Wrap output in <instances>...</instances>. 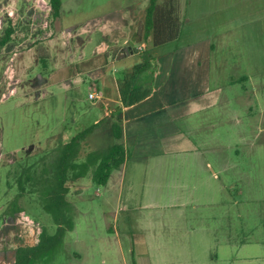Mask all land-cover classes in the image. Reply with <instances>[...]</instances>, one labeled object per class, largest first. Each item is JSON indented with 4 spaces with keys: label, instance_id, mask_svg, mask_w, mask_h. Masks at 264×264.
<instances>
[{
    "label": "rangeland",
    "instance_id": "374dc122",
    "mask_svg": "<svg viewBox=\"0 0 264 264\" xmlns=\"http://www.w3.org/2000/svg\"><path fill=\"white\" fill-rule=\"evenodd\" d=\"M147 2L62 0L54 18L49 0H0V37L11 21L14 25L12 40L0 49V264H12L16 256V264H204L206 244L195 254L190 248L185 256L176 253L174 241L186 228L185 217L187 231L209 234L217 221L207 215L217 209L188 205L183 215L152 202L171 204L180 194H205L222 184L229 193L232 235L243 223L264 235V0H179L175 39L148 43L144 52L126 59L91 53L100 37L90 34L93 19ZM202 39L213 44L212 97L208 104L192 103L195 110L180 120L200 151L166 155L172 164L156 175L151 172L155 167L129 162L122 198L111 192L118 193L120 185H98L90 170L71 184L61 206L54 205L45 179L48 168L59 144L104 111V86L116 92L115 78L127 65L147 59L152 67L158 54ZM99 64L104 78L95 80L90 69ZM90 92L96 97L91 99ZM113 141L108 126L102 128L84 142L79 160ZM178 158L224 160L227 166L219 179L210 181L201 166L192 173L187 166L179 174ZM214 168L220 170V165ZM155 180L161 185L157 194L149 191ZM183 186L187 188L180 193ZM217 233L222 240L223 230Z\"/></svg>",
    "mask_w": 264,
    "mask_h": 264
},
{
    "label": "crops",
    "instance_id": "0c3cea01",
    "mask_svg": "<svg viewBox=\"0 0 264 264\" xmlns=\"http://www.w3.org/2000/svg\"><path fill=\"white\" fill-rule=\"evenodd\" d=\"M165 1L171 0H160L159 4L163 5ZM172 1L170 4L177 7L180 6L179 0ZM146 6L147 3L138 6L133 4L126 8H117L106 12L93 19V30L90 34L93 35L97 32L100 37L91 53L98 56L102 54L103 56L108 55V58L111 57L115 60L117 58L126 59L133 54L144 52L148 44L145 41L139 42L137 33L143 31L141 24H143L145 18ZM82 28L87 29L88 27ZM88 34L84 36L86 37ZM91 35L85 44H81V48L83 46L82 49L91 41ZM212 46L213 44L209 39H202L184 47L158 54L157 62H154L151 67L154 74L151 71H147L138 76L137 83H143L154 77V87L151 95L146 99L137 104L123 107L124 145L128 152V157L121 168L112 172L106 184L111 188L120 185L118 193L111 190V192L116 193L114 196H121L122 198L129 162H133L134 165L147 164L148 167H155L151 172L156 175L157 173H162L160 167L163 168L172 164V160L166 158V155L178 151L197 154L200 151L201 146L198 147L187 135L190 128L185 130L180 125V120L186 117L189 112L195 110L191 106L192 103L206 102L208 104L209 98L211 99L212 97L210 87V54ZM134 65H127L125 71L115 78L114 86L116 92L113 90L112 93V90L108 88L110 85L106 84L107 86H104L103 93L100 94V101L105 106L104 111L96 117L94 122H97L121 105L118 81ZM101 66L102 64H99L95 71L90 69V72L94 74L93 78L95 80L103 77L99 71V69H102ZM109 103L112 106L111 108L107 107ZM174 161L175 166L179 167L177 169L182 168L179 174L184 172V168L187 169V166H189L187 173L195 171V166H201L209 171L210 181L219 179L221 176L219 171L223 173L226 170L224 166H227L224 160L215 162L208 158H178L174 159ZM214 164L220 165V170L214 168ZM115 174L118 175L116 176ZM184 176L181 175L180 177ZM156 182L158 181L150 182L149 190L155 194L158 192V187L161 186ZM184 188L187 187L183 186L180 188V193ZM226 188V184H222L219 188L217 187L216 191H213V186L208 189L203 188L206 189L205 194L192 192L187 197L180 194L177 202L163 204L153 201L152 206H171L177 208L183 215L185 214L183 210L188 205H191L192 209L195 210L200 208L199 206L201 205H210V208L217 209L215 215H207L212 221L213 219L217 221L216 226L209 228V234L200 232V237L199 233H197L199 230H193L194 232L192 233L187 231V227H190L187 224L189 220L186 217L182 219L186 228H180L181 232H179L178 237L174 241V245L177 246L176 253L188 256L190 248H192L193 254H195L198 246L206 244L208 247L207 261L204 264H219L220 260H222L221 264H264V235L262 233L256 235L254 226L243 223L236 228L238 230L236 236L232 235L231 230H235V227L229 225L230 200L229 193L225 190ZM203 198L204 200L201 201ZM233 203L237 204L238 201L234 200ZM177 216L179 219V214ZM219 218H222V220L220 221ZM224 220L227 222L226 225H222ZM218 230H223L224 238L222 240L218 237ZM179 264L191 263L184 260Z\"/></svg>",
    "mask_w": 264,
    "mask_h": 264
},
{
    "label": "trees",
    "instance_id": "16d2710c",
    "mask_svg": "<svg viewBox=\"0 0 264 264\" xmlns=\"http://www.w3.org/2000/svg\"><path fill=\"white\" fill-rule=\"evenodd\" d=\"M160 0H148L143 21V31L137 33L138 41H145L153 45H159L177 36L180 24L179 8L174 6L173 1H165L163 5ZM51 14L58 17L62 7V0H49ZM13 21L6 27L4 34L0 37V49L12 40L14 34ZM108 57V55H105ZM151 71V65L147 59L135 64L129 71L125 72L119 79V93L121 105L104 116L97 122L82 129L67 142L59 144L55 157L51 162L48 173L50 177L45 178L50 184L51 199L53 204L61 206L65 201L71 184L83 178L91 170V178L98 185H106L114 170L122 167L128 152L124 145L123 107L131 106L149 97L154 87V77L143 83H137V78L143 73ZM110 129L114 141L105 147L94 149L86 154L85 159L79 160L84 142L102 128ZM26 179H29L26 176ZM49 205V204H48ZM40 242V241H39ZM18 262L16 257L15 264Z\"/></svg>",
    "mask_w": 264,
    "mask_h": 264
},
{
    "label": "built area",
    "instance_id": "2783aa9c",
    "mask_svg": "<svg viewBox=\"0 0 264 264\" xmlns=\"http://www.w3.org/2000/svg\"><path fill=\"white\" fill-rule=\"evenodd\" d=\"M89 96H90L91 99H93V98L96 97V94H95V92H90V93H89Z\"/></svg>",
    "mask_w": 264,
    "mask_h": 264
}]
</instances>
